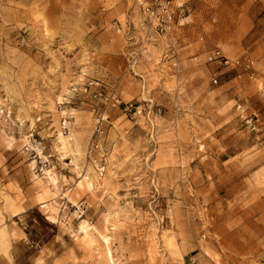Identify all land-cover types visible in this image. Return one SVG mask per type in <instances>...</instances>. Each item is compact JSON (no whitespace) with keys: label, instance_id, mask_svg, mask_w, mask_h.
I'll list each match as a JSON object with an SVG mask.
<instances>
[{"label":"rangeland","instance_id":"obj_1","mask_svg":"<svg viewBox=\"0 0 264 264\" xmlns=\"http://www.w3.org/2000/svg\"><path fill=\"white\" fill-rule=\"evenodd\" d=\"M135 2L0 0V264H264V0Z\"/></svg>","mask_w":264,"mask_h":264},{"label":"built area","instance_id":"obj_2","mask_svg":"<svg viewBox=\"0 0 264 264\" xmlns=\"http://www.w3.org/2000/svg\"><path fill=\"white\" fill-rule=\"evenodd\" d=\"M175 1L177 0H136L137 21L145 37L171 35L177 26L184 23L181 10L183 2L175 4ZM116 29L120 30V27L117 26ZM206 59L223 63L228 61L219 47L211 49L207 53ZM250 62L247 61L245 66L249 67ZM212 80L216 82V76Z\"/></svg>","mask_w":264,"mask_h":264},{"label":"trees","instance_id":"obj_3","mask_svg":"<svg viewBox=\"0 0 264 264\" xmlns=\"http://www.w3.org/2000/svg\"><path fill=\"white\" fill-rule=\"evenodd\" d=\"M34 212V217L35 219L38 221V223H40L41 225H48V226H54L53 223L49 222L41 213L37 208H34L33 210Z\"/></svg>","mask_w":264,"mask_h":264},{"label":"crops","instance_id":"obj_4","mask_svg":"<svg viewBox=\"0 0 264 264\" xmlns=\"http://www.w3.org/2000/svg\"><path fill=\"white\" fill-rule=\"evenodd\" d=\"M23 234H24V231H22V233L20 234V237H22L23 236ZM249 246V245H248Z\"/></svg>","mask_w":264,"mask_h":264},{"label":"bare ground","instance_id":"obj_5","mask_svg":"<svg viewBox=\"0 0 264 264\" xmlns=\"http://www.w3.org/2000/svg\"><path fill=\"white\" fill-rule=\"evenodd\" d=\"M63 141H65V139H63Z\"/></svg>","mask_w":264,"mask_h":264}]
</instances>
